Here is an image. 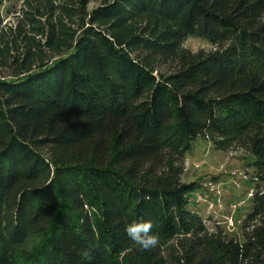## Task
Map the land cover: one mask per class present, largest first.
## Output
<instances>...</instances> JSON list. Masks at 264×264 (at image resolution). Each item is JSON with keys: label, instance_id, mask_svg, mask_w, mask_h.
<instances>
[{"label": "trees", "instance_id": "obj_1", "mask_svg": "<svg viewBox=\"0 0 264 264\" xmlns=\"http://www.w3.org/2000/svg\"><path fill=\"white\" fill-rule=\"evenodd\" d=\"M11 13L0 264H264V190L237 239L189 210L197 187L182 181L204 137L245 149L264 187V0H21ZM193 37L213 47L193 54ZM138 221L159 246L130 240Z\"/></svg>", "mask_w": 264, "mask_h": 264}, {"label": "rangeland", "instance_id": "obj_2", "mask_svg": "<svg viewBox=\"0 0 264 264\" xmlns=\"http://www.w3.org/2000/svg\"><path fill=\"white\" fill-rule=\"evenodd\" d=\"M20 4L21 0H0V11L6 20H12L11 12L18 10ZM184 43L191 51H207L213 47L197 37L188 38ZM185 157L182 181L197 187L188 194L189 210L199 214L211 232L222 229L229 236L242 239L252 195L264 190L263 184L254 178V157L242 148L218 150L204 137L196 138L193 149Z\"/></svg>", "mask_w": 264, "mask_h": 264}, {"label": "clouds", "instance_id": "obj_3", "mask_svg": "<svg viewBox=\"0 0 264 264\" xmlns=\"http://www.w3.org/2000/svg\"><path fill=\"white\" fill-rule=\"evenodd\" d=\"M195 54V50H193ZM154 225L150 221L133 222L126 226L125 231L136 245L144 250H150L159 246L160 238L152 232Z\"/></svg>", "mask_w": 264, "mask_h": 264}]
</instances>
